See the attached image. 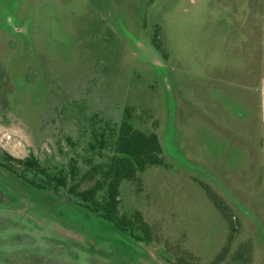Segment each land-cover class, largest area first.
Segmentation results:
<instances>
[{
	"label": "rangeland",
	"instance_id": "1",
	"mask_svg": "<svg viewBox=\"0 0 264 264\" xmlns=\"http://www.w3.org/2000/svg\"><path fill=\"white\" fill-rule=\"evenodd\" d=\"M0 264H264V0H0Z\"/></svg>",
	"mask_w": 264,
	"mask_h": 264
},
{
	"label": "trees",
	"instance_id": "2",
	"mask_svg": "<svg viewBox=\"0 0 264 264\" xmlns=\"http://www.w3.org/2000/svg\"><path fill=\"white\" fill-rule=\"evenodd\" d=\"M20 163L32 164V160L25 158L18 160ZM161 163V149L154 133H143L133 129L123 118L115 133L113 142V155L109 162L100 170L103 182H96L95 186L88 190L91 195L96 189L105 186L104 202L98 204L92 201L91 210L101 212V215L108 220L113 219L117 203V184L121 179H131L137 172L148 166ZM116 224L122 226L116 221Z\"/></svg>",
	"mask_w": 264,
	"mask_h": 264
},
{
	"label": "crops",
	"instance_id": "3",
	"mask_svg": "<svg viewBox=\"0 0 264 264\" xmlns=\"http://www.w3.org/2000/svg\"><path fill=\"white\" fill-rule=\"evenodd\" d=\"M242 84H240V86H241ZM226 106H227V108H228V110L230 111V113H234V110H235V108L237 107V110L239 111V108H241L242 109V104H240L239 102H235V103H227L226 104Z\"/></svg>",
	"mask_w": 264,
	"mask_h": 264
}]
</instances>
